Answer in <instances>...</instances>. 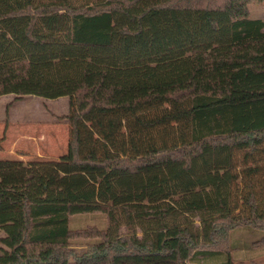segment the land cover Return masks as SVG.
Masks as SVG:
<instances>
[{"label":"trees","instance_id":"trees-1","mask_svg":"<svg viewBox=\"0 0 264 264\" xmlns=\"http://www.w3.org/2000/svg\"><path fill=\"white\" fill-rule=\"evenodd\" d=\"M174 1L0 0V97L69 102L64 155L0 160V264H234L231 231L264 242V0Z\"/></svg>","mask_w":264,"mask_h":264},{"label":"rangeland","instance_id":"rangeland-1","mask_svg":"<svg viewBox=\"0 0 264 264\" xmlns=\"http://www.w3.org/2000/svg\"><path fill=\"white\" fill-rule=\"evenodd\" d=\"M222 1L223 0H177L174 2L180 4L188 3L191 5L214 6L220 4ZM248 8L251 18L264 19V1H253L249 3ZM68 113L69 102L66 97L48 100L34 96H25L18 101L14 100V97L11 95L0 97V139H2L0 141V158L4 159L7 151L11 149L9 147L6 151L3 148L9 126H16L24 135L22 138L26 139L28 137H35L36 134L41 132V125L51 122L53 126L46 125V130L47 134L49 133L48 135L53 137L52 150L49 149L45 155L46 158L52 160L59 159L67 152L69 128L63 117ZM32 147L31 145L18 146L21 150L18 153L20 156H23L25 160L24 163L28 162L26 160L35 156L31 151ZM42 148L44 149L45 147ZM240 160L242 161L241 157ZM240 171H242V167H240ZM243 179V176H241L238 182V190L244 195L247 189L245 188V181ZM107 226L108 219L102 213L72 217L69 221V227L72 230L69 251L72 256L80 258L89 250L92 244L99 240V238H97L98 233L105 230ZM138 235H140V232H138ZM262 235V232L251 229V227L244 228L242 226L231 231L228 234L227 241L225 240L223 244L227 248H231L232 246L236 247V249L230 251L233 263L264 264V242L256 243L260 240Z\"/></svg>","mask_w":264,"mask_h":264},{"label":"crops","instance_id":"crops-1","mask_svg":"<svg viewBox=\"0 0 264 264\" xmlns=\"http://www.w3.org/2000/svg\"><path fill=\"white\" fill-rule=\"evenodd\" d=\"M46 125H52L53 123H45L44 125H41V132L36 134L34 137H28L26 139H23L22 132L16 128V126H9L8 131L6 132V139L3 143L4 150L7 151V149L10 147V151H7V154H5V158H0V160H15V161H22L24 162L23 156L19 155V151H21L18 146L20 145H28L33 146L31 151L35 156H33L31 159L26 160L28 162L30 161H54L50 158H46V152L52 150V144H53V137L51 135L47 134ZM45 126V127H44ZM18 131V132H17ZM40 136V137H38ZM42 147H45L44 149ZM28 149V148H26ZM30 150V149H29ZM24 151V150H22ZM43 154V155H42ZM45 155V156H44Z\"/></svg>","mask_w":264,"mask_h":264}]
</instances>
